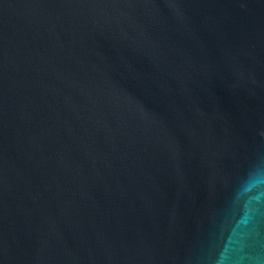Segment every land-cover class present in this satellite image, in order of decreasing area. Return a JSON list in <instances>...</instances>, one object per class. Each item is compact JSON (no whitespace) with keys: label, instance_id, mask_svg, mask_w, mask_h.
<instances>
[{"label":"water","instance_id":"95a60500","mask_svg":"<svg viewBox=\"0 0 264 264\" xmlns=\"http://www.w3.org/2000/svg\"><path fill=\"white\" fill-rule=\"evenodd\" d=\"M0 264H264V0H0Z\"/></svg>","mask_w":264,"mask_h":264}]
</instances>
